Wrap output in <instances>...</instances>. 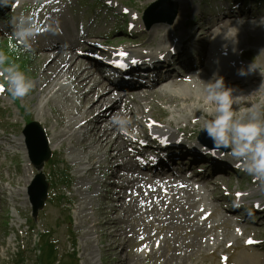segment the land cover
Masks as SVG:
<instances>
[{
  "label": "rangeland",
  "instance_id": "374dc122",
  "mask_svg": "<svg viewBox=\"0 0 264 264\" xmlns=\"http://www.w3.org/2000/svg\"><path fill=\"white\" fill-rule=\"evenodd\" d=\"M54 1L60 6L58 12L55 6H47L46 0H7L6 6L0 7V23L5 21L8 28V25L13 26V17L18 19L21 15L35 24L47 21L44 27L50 30V35H58L63 40L64 35L71 34L69 43L76 44V49L87 45L85 48L95 55H107L108 49H132L138 45L143 46L141 52L156 53L157 48L168 47L175 39L186 36L194 53L200 51L203 69L191 71L189 77L169 81L148 94L123 97V104L114 103L117 105L112 110L113 115L116 111L126 112L131 120L128 135L132 136L127 139L135 137L134 132L136 136L144 133L149 124L180 128L201 136L205 123L213 118L215 110V105L206 99V85L213 78L206 79L208 69L221 75L225 82L226 77L228 81H235V73L241 78L248 77L243 81L245 83L254 79L250 85L240 83V88L228 82L225 84L234 89L232 107L237 115L247 118L255 110L264 118V88H261L264 83V24L260 23L264 12L258 16L245 13L242 17L224 19L221 14L217 15V11L220 7L223 10L228 7L227 0H180L183 1L182 11L179 0H171L177 5L181 20L175 19L171 24L156 23L147 28L144 12L156 0H111L116 6L113 9L105 8L100 0ZM255 4L258 10L264 11V0H257ZM55 19L61 20L64 35L52 28ZM224 20L228 24L217 30L218 23L222 25ZM131 22L138 27H132ZM80 23L84 24L86 31L89 27L98 29H91V35H103L97 40L107 45H92L81 39L74 42L79 30L83 29ZM118 25L123 31L115 29ZM237 30L235 40L226 38V33L228 37H234ZM8 33L5 29L0 36V49H7L11 36ZM19 47L25 53L22 62L18 61L21 57H15L12 52L9 54L16 58V62L12 57L9 61L20 66L34 81V87L23 98H13L6 85L0 92V264H223L221 253L229 256L228 264H264V251L242 247L250 234L264 237V227H246L239 221L242 218L240 213L233 214L224 208V205L232 207L234 204L233 201L226 202L228 197L224 188L227 186L233 190L245 189L244 194L251 198L264 199V177L245 172L241 176L228 175L229 180L210 178L205 188L201 184L197 189L189 179L183 178L182 172L178 178L181 184L172 181L177 180L175 176L160 183L151 176L135 180L139 177L136 171H130L129 167L121 172V166L118 167L127 162L122 157L127 152L121 144L123 139H117L122 159L114 162H109L108 148L92 143L95 123L86 121L109 106L110 96L106 103L91 107L98 93L91 98H88L90 93L84 97V93L77 92L73 76L63 74L53 78L49 87L41 89L44 72L48 71L50 78L58 67L52 71L44 69L55 52L24 51L22 45ZM65 53L63 56L67 59L73 53L75 58L72 60L86 66L81 62L85 57L76 56L75 50ZM239 61L246 66H238L242 65ZM253 62L257 69L248 73L251 76L238 73L239 67L247 69ZM62 64H59L60 69H63ZM3 83L0 80V84ZM106 112L102 111V114ZM109 114L111 118V111ZM60 116L63 121L59 120ZM145 118L143 124H138ZM32 120L42 123L54 143L51 145L53 156L44 168L49 176V197L34 218L26 189L37 172L30 163L26 164L20 141L23 127ZM112 126L111 122H101L100 133ZM116 133L114 138L118 135ZM226 154L235 166H243L242 160L231 156L230 149ZM98 162L102 164L101 170H98ZM116 170H119L120 177ZM129 179L132 180L128 183ZM140 189L145 196L139 197ZM114 241L122 244L113 250Z\"/></svg>",
  "mask_w": 264,
  "mask_h": 264
},
{
  "label": "clouds",
  "instance_id": "9594fccd",
  "mask_svg": "<svg viewBox=\"0 0 264 264\" xmlns=\"http://www.w3.org/2000/svg\"><path fill=\"white\" fill-rule=\"evenodd\" d=\"M6 4L7 0H0V7ZM260 23L264 24V18H261ZM12 25L13 33L8 40V49L15 51L18 44L22 45L24 50L30 49L31 41L36 39L41 29L23 15L18 19L13 17ZM237 33L238 30L234 37H228L227 33L225 36L235 40ZM256 69L253 62L247 69L241 68L239 74L247 75ZM0 77L4 82L0 86L6 85L13 98L25 97L34 87V81L20 69L19 65L9 61V56L3 49H0ZM261 88H264V83L261 84ZM206 91L207 101L215 105L213 118L204 125L208 137L215 145L230 149L232 157L242 160V170L247 174L264 177V118H261V113L251 111L247 118L237 115L232 107L234 89L227 87L224 78L218 74H214L207 82ZM111 124L121 131L128 132L131 120L127 113H116L111 117Z\"/></svg>",
  "mask_w": 264,
  "mask_h": 264
},
{
  "label": "bare ground",
  "instance_id": "6f19581e",
  "mask_svg": "<svg viewBox=\"0 0 264 264\" xmlns=\"http://www.w3.org/2000/svg\"><path fill=\"white\" fill-rule=\"evenodd\" d=\"M180 1V0H179ZM178 1V3H179V6H182V2L180 1L179 2ZM190 4V3H189ZM184 8H186V6H184ZM181 9V11H182V7L180 8ZM179 10V9H178ZM190 12V11H189ZM179 14H180V12H179ZM244 16V15H243ZM245 18V17H244ZM176 20H181V16H179ZM209 21V20H208ZM221 21V20H220ZM210 22V21H209ZM215 22V21H214ZM223 22V24L222 25H220V23H218V29L217 30H219V28H221V27H223L224 25L226 26L227 24H228V22H226L225 20L224 21H222ZM233 22V21H232ZM175 23V22H174ZM208 23V22H207ZM215 26V25H214ZM138 27V26H137ZM136 28V27H135ZM140 28V27H139ZM198 29H200V28H198ZM204 30V29H203ZM211 30H212V28H211ZM199 31H201V30H199ZM198 31V32H199ZM215 31H216V29H215ZM220 31V30H219ZM197 32V33H198ZM209 32V31H208ZM173 33H174V31H173ZM202 33H203V36H204V31H202ZM214 33V32H213ZM201 34V33H200ZM210 34H211V31H210ZM138 35H140V34H138ZM142 35V34H141ZM173 35V34H172ZM171 35V36H172ZM196 35V34H195ZM208 35V34H207ZM137 36V35H136ZM199 35H197V37H198ZM211 36V35H210ZM180 37V36H179ZM54 38V37H53ZM173 38H174V36H173ZM198 38H200V37H198ZM197 38V39H198ZM206 40H207V38H205ZM175 40H178V39H175ZM175 40L173 41V43H175ZM215 41V40H214ZM154 42V41H153ZM178 42V41H177ZM189 42H191L190 40H189ZM201 43H204V42H202L201 41ZM214 43V42H213ZM216 43V42H215ZM84 44V43H83ZM197 44V43H196ZM206 44V43H205ZM78 45V44H77ZM195 45V44H194ZM212 45H217V44H212ZM145 46V45H144ZM148 46H149V44H148ZM211 46V45H210ZM217 47V46H216ZM216 47H213L214 49H217ZM152 48V47H151ZM210 48V47H209ZM212 48V49H213ZM222 48V47H221ZM224 48H225V46H224ZM223 48V49H224ZM220 49V47L218 48V50ZM227 51V50H226ZM152 52V51H151ZM200 52V51H199ZM209 52V51H208ZM215 52V51H214ZM217 52H219L220 53V51H217ZM222 53L223 54H225L223 51H222ZM63 52H61V50L60 51H58V53H57V55H55L54 57H52V59L50 60V62L47 64V67L46 68H44V69H47V70H51L52 68H54V67H56L57 65H58V67H57V69H54L55 71H54V73H52V74H54L52 77H50L49 78V74H48V71L46 72H44V74H43V77H44V81H42V83H41V89H44V88H47V87H49L50 86V84H51V81H52V79L53 78H56V77H59V76H63V75H66L65 77H70L69 75H71V76H73L72 77V82L75 84V88L77 89V92L78 93H80V92H82V93H84L85 95H84V97L85 96H87V94H91L88 98H91V97H93V96H95V94H97L98 93V98L96 99V101L95 102H93V104L91 105V107H94V106H96V105H98L99 103H106V100L109 98V96H110V99H109V102H111V104H110V106L107 108V109H105L107 112L106 113H104V114H102V111H105V110H101V112L100 113H98L96 116H94L93 118H91L90 117V119H88L86 122L87 123H89V124H91L92 122H94L95 123V127H94V132H95V134H92L94 137H93V141H92V143H97V144H100L101 145V147H106V148H108V155H109V159H110V161L109 162H114V160H118V158H120V159H122V157H121V148L119 149V147H121V145H118V141H117V139H123L124 141H121V144H122V147H123V150H124V148L126 147V139H125V133H124V131H121V130H119L117 127H115V126H112V127H108V128H103L104 130H103V132L102 133H100V131H101V127L99 128V125H100V123L101 122H104V123H110L111 122V118H109V116H110V114L109 115H107L108 114V111H111V115H113V109H114V107L117 105V104H114V103H122V99H123V97H119V98H113L112 96V93H109L111 90L109 89V88H107V87H105V83H103L102 81H101V77H100V75H97L96 74V71L93 69L94 67H92V65H93V62H90V61H88V60H86V58L85 59H82V58H80V59H82V61L81 62H84L85 64H86V66H83L81 63H75L76 61L75 60H72L73 58H75V56L74 55H72V56H74V57H72V56H70L68 59H67V57H65V56H63ZM66 54V53H65ZM208 54V53H207ZM228 54V53H227ZM227 54H225V55H227ZM244 54V53H243ZM44 56H45V54H43ZM218 55V54H217ZM222 54H220V56H221ZM80 56V55H79ZM205 56V55H204ZM212 56V55H211ZM208 57V56H207ZM219 57V56H218ZM48 58H49V56H48ZM209 58V57H208ZM212 58V57H211ZM225 58V57H224ZM227 58V57H226ZM225 58V59H226ZM238 59V58H237ZM241 59V58H240ZM239 60V59H238ZM78 61H80V60H78ZM201 62H203V60L201 61ZM216 62V61H215ZM60 63H63L62 64V66H63V69H60L59 68V64ZM83 63V64H84ZM205 63H206V61H205ZM214 63V62H213ZM242 63V62H241ZM84 64V65H85ZM210 64H212V62L210 61ZM221 64V63H220ZM219 64V65H220ZM216 65V64H215ZM218 65V64H217ZM236 65V64H235ZM61 66V65H60ZM234 66V65H233ZM239 66V65H238ZM237 66V67H238ZM206 67V66H205ZM210 68V67H209ZM223 69H225L226 71L225 72H228L227 71V68H225V67H222ZM232 68V67H231ZM242 67H239V69H241ZM206 69V68H205ZM211 69V68H210ZM243 69H245V68H243ZM52 71V70H51ZM198 72V71H197ZM229 72L231 73V74H233L232 72H231V70H229ZM192 73V72H191ZM208 73V74H207ZM239 73V72H238ZM51 74V73H50ZM63 74V75H62ZM197 74V73H196ZM230 74V75H231ZM189 75H191V74H189ZM234 75V74H233ZM202 76V75H201ZM205 76H207L208 78H206V79H211V77H213L214 76V73H212V71H210L209 69H208V71L206 72V74H205ZM232 76V75H231ZM204 77V76H203ZM232 78V77H231ZM234 78V80L235 81H231V82H228L229 84H232V85H235V87L237 86V87H239L238 85H240V82L242 81H246V80H248V77H243V78H241L237 73H235V77H233ZM69 79V78H68ZM198 81V80H197ZM254 82V79L251 81V78L249 79V81L247 82V83H245V85H250V84H252ZM80 83H82V85L80 84ZM203 83V82H202ZM206 83V82H205ZM204 83V84H205ZM225 83H227V82H225ZM202 85V84H201ZM86 87H88V89H86ZM242 87H244V86H242ZM205 88V87H204ZM240 88V87H239ZM109 89V90H108ZM81 93V94H82ZM109 94V95H107V96H105L106 94ZM144 94H148L147 92L146 93H144ZM235 94V93H234ZM105 96V97H104ZM102 97H104V98H102ZM101 99V100H100ZM147 99V98H146ZM87 99L85 98V101H86ZM109 104V103H108ZM123 104V103H122ZM101 105V104H100ZM115 111V110H114ZM117 113L119 112V111H116ZM121 113V112H120ZM126 113V112H125ZM114 114H116V113H114ZM122 114V113H121ZM107 116V117H106ZM87 118H89V117H87ZM59 120L60 121H63V118L60 116L59 117ZM104 120V121H103ZM112 130H115V131H113V133H112ZM115 132H117L118 133V135L116 136V138H114L113 137V135H114V133ZM116 133V134H117ZM50 137V136H49ZM50 139V143H51V145L52 144H54L53 143V138L52 137H50L49 138ZM118 142V143H117ZM58 145V144H57ZM52 147V146H51ZM26 153V152H25ZM129 159H131V156H129ZM131 162L130 161H128L127 160V162H125L124 164H119L118 165V167L119 166H121L120 168H121V172L122 171H126V169H128L129 167H130V171H136L139 175V177H137V178H135V180H137V181H139L141 178H145V177H148V176H151V178H155L156 180H157V183H160V182H164V181H167V180H171V178H173L174 176H177V174H175V173H173V175H169L168 174V172H167V170H169V168H167L166 170H164V173L163 172H159L157 175H150V174H148L147 172H145V170H143L142 168L141 169H138L137 167H131ZM120 168H118V169H120ZM116 173L118 174V176L120 177V174H119V170H116ZM181 173V171H178V174H180ZM184 172H182V176H183V178H185V179H188L187 177H185L184 175ZM112 176H113V173H112ZM122 177V176H121ZM174 179V178H173ZM132 179H129L128 180V183L131 181ZM190 180V179H189ZM183 181H185V180H183ZM210 181V180H209ZM119 185H122V186H124V185H126V187H127V183H118ZM119 190V189H118ZM117 191V190H116ZM140 191V193H139V197H141V196H145V193L143 192V190L142 189H140L139 190ZM123 192V191H122ZM124 193V192H123ZM127 193V192H126ZM117 194V193H116ZM119 194V193H118ZM117 196V195H116ZM116 199V198H115ZM113 223V222H112ZM111 224V223H110ZM116 226V225H115ZM117 230V229H116ZM119 230V229H118ZM121 230V229H120ZM122 231H124V230H122ZM115 236V235H114ZM116 237V236H115ZM118 237V236H117ZM114 243L115 244H112V247H111V249H113L114 250V248H117L118 247V243L116 242V241H114ZM122 244V243H121ZM120 244V245H121ZM119 245V246H120Z\"/></svg>",
  "mask_w": 264,
  "mask_h": 264
},
{
  "label": "water",
  "instance_id": "95a60500",
  "mask_svg": "<svg viewBox=\"0 0 264 264\" xmlns=\"http://www.w3.org/2000/svg\"><path fill=\"white\" fill-rule=\"evenodd\" d=\"M167 0H158L148 7L146 10V19L150 25L152 22L167 21L171 23L177 16V7L173 6L168 9L166 6ZM167 10H166V8ZM166 11H168L166 13ZM153 16L155 19H153ZM26 137V144L29 151V156L33 164L38 170H40L44 164V161L50 157L51 151L48 147L47 139L41 126L32 122L23 131ZM201 141L210 147H220L213 143L208 137L207 132H203ZM48 184L45 179V175L39 172L31 186L29 187L30 201L33 205V213L37 214L38 210L43 207L44 201L47 197Z\"/></svg>",
  "mask_w": 264,
  "mask_h": 264
},
{
  "label": "snow or ice",
  "instance_id": "6c2138e0",
  "mask_svg": "<svg viewBox=\"0 0 264 264\" xmlns=\"http://www.w3.org/2000/svg\"><path fill=\"white\" fill-rule=\"evenodd\" d=\"M118 55H119V56H123V57H127L129 54H128L127 52H123V51H121V52L118 53ZM132 62H133V63H136L135 60H133ZM114 63H117V66H118V67H126V66H127L123 61H120V62H115V61H114ZM3 90H4V89H3V86H0V92H2ZM163 142H164V143H167V139H165ZM238 195H240V194L238 193Z\"/></svg>",
  "mask_w": 264,
  "mask_h": 264
}]
</instances>
